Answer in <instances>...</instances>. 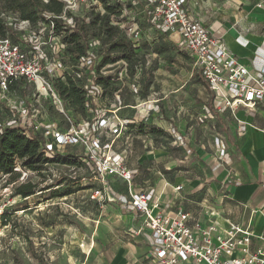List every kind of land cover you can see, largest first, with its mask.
Here are the masks:
<instances>
[{"label": "built area", "instance_id": "obj_1", "mask_svg": "<svg viewBox=\"0 0 264 264\" xmlns=\"http://www.w3.org/2000/svg\"><path fill=\"white\" fill-rule=\"evenodd\" d=\"M57 1L62 2L65 10L71 14L92 10L95 6H99L101 15L105 13L101 0ZM186 1L142 0L139 9H136L134 0H106V4L121 5L123 20L114 26L123 30L133 43L142 39L138 23L140 18L133 16L137 12L146 19L153 32H176L180 37V52L191 57L194 69L199 72L217 102L231 110L239 107L254 109L258 103L264 102V57L258 70L250 71L246 64L222 45L220 39L192 16ZM127 4L135 9L129 10ZM255 7L264 9V0H258ZM59 37L50 32L48 41L44 43L22 38L24 46L13 43L9 38L0 39V92H7L12 82L23 79L44 92L65 116V128L56 127L43 135L45 143L42 151L45 157L52 159L56 154H61V148L78 147L81 161L92 173L89 180L95 187L89 188V200L93 202L101 204L110 201L109 184L112 180L120 182L126 188L127 195L119 197L118 202L136 212L143 220V227L149 231L152 257L158 264H264V233L255 234L249 227L231 222L221 227L213 219L206 225L195 224L191 227L187 213L162 212L152 191L135 189L136 172L115 149L118 138L125 134L130 124L119 115V111L126 106H122L116 96L114 107L109 111L103 110L104 89L95 82L96 76H108L106 69L111 66H101L103 47L97 39L87 40L85 55L79 57L76 70H71L63 60L67 44L60 42ZM46 44L50 45L49 51L45 48ZM71 73L83 79L85 105L94 110L92 118L79 123H74L65 114L62 100L53 85L54 80L65 81L66 75ZM18 125L25 127L21 120H11L6 125L0 124V130ZM215 145L219 148V156H224L225 149L218 139H215ZM19 163L17 159L13 171L19 173V180L24 182L27 174L35 173L25 170ZM262 173L264 175V168ZM7 186L0 197L8 190L15 189L13 184ZM180 189L181 186L175 188L176 191ZM12 207L4 196L0 198V240L6 237V234H2L3 228L9 225H3L2 216ZM24 211H15L13 216ZM208 214L215 216L211 209ZM254 242L261 245L252 248Z\"/></svg>", "mask_w": 264, "mask_h": 264}, {"label": "rangeland", "instance_id": "obj_2", "mask_svg": "<svg viewBox=\"0 0 264 264\" xmlns=\"http://www.w3.org/2000/svg\"><path fill=\"white\" fill-rule=\"evenodd\" d=\"M134 4L136 9H139L142 0H134ZM4 5L5 3L0 7V15L8 27L17 31L23 39H32L37 43L48 41L49 27L46 23L26 24L19 20L18 11H9ZM99 12V6H95L85 17L83 13L72 15L75 17L74 23L77 28H82L86 40H99L103 47V56L110 53L117 59L106 69L107 75L111 76L112 84L111 89L104 92L102 109L112 108L113 103L111 104V102L116 96L127 107L140 105L136 112L146 107L148 100L152 105L150 112L156 115L157 122L160 120L181 121L186 128L188 120L182 114L179 115L180 119L178 120L177 113L189 111L193 114L194 121L201 125L199 118L203 121L205 118L197 116L194 111V105H196L194 104V94L192 96L191 93L185 91L186 88L192 92L194 87H201L199 84L194 85V76L189 77L193 64L191 57L180 52L172 42H168L164 37V34L166 35L168 32L162 31L163 33L160 35L164 39L163 41L167 42L157 39L158 42L155 43L149 40L148 36H144L139 42L132 45L130 52H127L129 58L124 59L119 49H111L112 44L121 45L124 44V41L114 31H106L103 28L102 23L96 18ZM133 16L135 19H144L139 12L134 13ZM122 20L120 14L110 17L112 25H117ZM143 22L146 23L145 20ZM72 23L71 20L70 24ZM59 38L63 40L61 36ZM77 43L81 46L82 40ZM24 45L22 44V46ZM49 46V44L45 46L48 51ZM262 47L264 49V44ZM75 49L76 46L66 47L63 51V58L74 63L78 58ZM181 86H185L183 92L180 91ZM164 97L165 101L160 102L159 99ZM62 103L65 114L74 123H79L85 118H92L94 115L93 109L88 108L87 113L81 115L77 110L66 107L63 101ZM189 106H191V111ZM199 107L201 108V106ZM125 111L132 112L134 110L128 108ZM160 115L163 116L162 119H160ZM148 118L150 117L148 116L146 119ZM152 118L154 119V117ZM188 118L190 119V116ZM11 120H21L27 129L33 128L34 131L42 135H46L57 126L61 128L67 126L64 114L56 109L49 97L36 89L33 84L25 82H22L15 90L0 92V124L6 125ZM144 129L146 130L144 126H139L138 132L143 133ZM191 140L192 148L190 153H187L182 148L186 142L179 139H130L131 146L127 147L129 164L138 170L140 176L144 170L150 169L152 175L160 177L156 176L155 172L161 170L160 173L163 175V164L168 162L167 167L171 169L168 172L194 169L200 160L194 158V139ZM172 141H175L176 144H172ZM163 147L165 150L162 149ZM159 149L168 151L172 158L164 157L160 160L157 156L151 160V163L144 160V156H146L145 159H150L148 155ZM61 150L63 156L71 152L81 153L74 147L61 148ZM21 164L20 161L19 166H22ZM175 165L177 167L173 168ZM72 169V167L63 165H49L42 172V176L27 174L26 178L24 177L25 180L38 185L35 195L27 200L15 195L13 188L0 197L2 199L4 196L5 200H9L12 208L16 211L26 207L30 208L23 213L15 214L12 218L13 223L11 222L6 228H3L2 234H6V237L0 240V264H16L15 259L19 260V264H40L32 257V253H36L44 264H80L84 260V253L89 251L92 253L95 248H102L101 242L107 240L110 244H117L120 236L118 237L111 221L119 217L120 212L121 214L127 212L118 207L120 205L119 197L127 195L126 188L118 181L111 182L108 187L110 201L99 204L89 200L90 190L85 186L91 185V181L86 179L82 182L81 188L71 184L70 187L75 192L70 196L52 198L55 191L63 193L68 189L66 184L54 183L60 176L70 173L72 177H76L84 174L83 171H76V174H72ZM7 178L8 176L0 174V194L7 186ZM19 183L22 181L19 180ZM155 183H158V180ZM7 188L11 187L7 186ZM133 229L132 227L131 230ZM121 232L123 237L130 238L125 234L128 231L122 230ZM129 242L130 245L135 246L132 241ZM88 260L91 263H97L96 256L90 255Z\"/></svg>", "mask_w": 264, "mask_h": 264}, {"label": "crops", "instance_id": "obj_3", "mask_svg": "<svg viewBox=\"0 0 264 264\" xmlns=\"http://www.w3.org/2000/svg\"><path fill=\"white\" fill-rule=\"evenodd\" d=\"M257 1L187 0L186 7L213 36L220 39L230 53L246 64L250 71H257L264 57V9L255 7ZM146 23H139L142 37L148 36V39L155 43L158 42L157 39L167 42L158 36L162 31L153 32ZM164 37L179 50L180 37L176 32H168ZM193 76L194 85L199 84L201 87H194L192 92L187 88L185 91L192 96L194 94V111L197 116L205 118L204 121L199 118L201 125L194 121L193 114L189 111L177 113L178 120L180 114L188 120L186 128L181 121L157 122L156 115L150 112L151 102L147 100L146 107L138 112V107L132 106L123 107L119 111L120 117L130 121L131 126L118 138L115 149L136 172L135 189L152 191L162 212L187 213L188 225L191 227L195 224L206 225L213 219L221 227H226L227 223L231 222L249 227L255 234L264 233V102L249 110L243 107L235 110L225 108L215 100L205 83L196 81L197 76L201 75L192 64L189 77ZM181 87L180 91L183 92L185 86ZM159 100L164 102L165 97ZM111 104L113 108L115 102L112 101ZM128 108L134 111H125ZM148 116L150 118L146 119ZM162 118L160 115V119ZM139 126H144L148 132L145 129L143 133L138 132ZM130 139H179L186 142L182 148L187 153H190L191 139H194V158L200 161L194 169L173 172H168L171 170L167 167L169 162L164 163L163 175L161 170L155 172V175L161 178L152 175L150 169L144 170L140 176L138 170L128 161L127 147L131 146ZM215 139H218L225 149L224 156H219ZM172 144L176 142L172 141ZM162 149L165 150L164 147ZM157 156L160 160L164 157L172 158L168 151L159 149L148 155L150 159H145L144 156V160L151 163ZM176 167L175 165L173 168ZM156 180L158 183H155ZM113 181L117 180L111 182ZM179 186L181 189L176 191L175 188ZM118 207L127 212H120V216L111 221L115 232L120 236L117 244H110L107 240L101 242L102 248H95L92 253H84V260L80 264H158L152 257L149 231L143 227L141 217L136 212L127 210L129 208L125 206ZM210 209L214 217L208 214ZM122 230L128 231L125 234L130 238L123 237ZM136 232L139 233L135 234ZM129 241L135 246L130 245ZM260 245L254 242L252 248ZM90 255L96 256L97 263L89 262Z\"/></svg>", "mask_w": 264, "mask_h": 264}, {"label": "trees", "instance_id": "obj_4", "mask_svg": "<svg viewBox=\"0 0 264 264\" xmlns=\"http://www.w3.org/2000/svg\"><path fill=\"white\" fill-rule=\"evenodd\" d=\"M100 2L102 3L105 13L102 15L97 13V20L102 23V26L106 29V31H114L120 36L121 40L124 41V44L121 45L117 43L112 44L111 49H119L123 54V58L128 59L129 57L127 56V52H130L134 43L129 37L126 36L123 30H120L110 22L111 16L120 14L121 5L116 4L109 6L106 4V0H101ZM3 3H5L4 6L9 11L19 12L18 18L20 21L31 25H35L38 22L46 23L49 27L48 34L52 32V34L55 36H61L63 40L61 39L60 42L67 44L66 47L76 46L75 51L78 58L74 63H70L68 59L63 58L64 63L71 70H76L75 66L77 65V60L79 57L85 55L88 44L87 40L83 36L82 28H77L74 23L75 17L69 11L65 10L64 4L62 2L57 0H47V2L44 0H0V7ZM127 8L129 10L135 9V7L131 4H127ZM89 12H91V10H84L82 12L84 14L83 16H87ZM71 20L73 23L69 24L68 21ZM143 20L146 21L145 18H140V23H144ZM84 22L85 20L83 21V24ZM51 25L53 28H51ZM3 38H9L15 44H24V40L22 39L21 35H19L17 31H14L8 27L0 15V39ZM79 40H82L81 46L79 43H77ZM116 61L117 59L108 53L102 57L101 66L113 64ZM111 80V76H96L95 82L102 86L105 92V90L110 88L112 84ZM196 81L204 84L201 76H197ZM22 82L27 83L23 79L12 82L8 87V91L15 90L17 87H19V85L22 84ZM53 85L58 96L64 102L66 107L77 110L81 115H85L87 113L88 107L85 105L86 92L82 87V78H76L75 75L71 73L70 75H66L65 81L60 79L54 80ZM103 98H105V94L103 95ZM130 126L131 124H128L127 128H130ZM57 127L61 128L60 126ZM44 143L45 139L43 135L37 131H34L33 128L27 129L26 127H21L18 125L5 127L0 130V174L8 176L7 184L16 182L13 184L15 187L14 193L17 196L22 197L24 200H27V198L35 195L38 185L27 180L19 183L20 174L13 171L15 161L17 159L21 161V167L39 176H42V172L46 169V166L49 165H63L72 167L75 169V171H71L72 174H76V171L84 172L82 176L78 175L76 177H72V175L69 173L56 179L54 183L66 184L68 189H66L63 193L55 191L52 195V198H63L70 196L75 192V190L71 189V184L77 188H81L83 182L82 179L88 180L92 176L91 171L80 159L81 153L77 154L71 152L65 156L62 154H56L52 159H49L45 157L42 151ZM74 148L80 150L78 147ZM92 186L95 187V184H89L88 187L85 186V188L89 189ZM27 209H29V207H26L23 210ZM15 211L16 210L11 208L8 211L9 213L7 212L2 216L1 220L3 225H8L11 222L13 223L12 218L13 212ZM31 255L37 262L44 264L43 260L36 253H32ZM15 260L16 264H19V260Z\"/></svg>", "mask_w": 264, "mask_h": 264}, {"label": "bare ground", "instance_id": "obj_5", "mask_svg": "<svg viewBox=\"0 0 264 264\" xmlns=\"http://www.w3.org/2000/svg\"><path fill=\"white\" fill-rule=\"evenodd\" d=\"M21 181V180H20Z\"/></svg>", "mask_w": 264, "mask_h": 264}]
</instances>
